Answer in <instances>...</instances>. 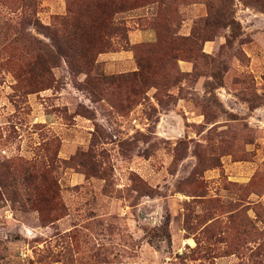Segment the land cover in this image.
Here are the masks:
<instances>
[{
    "label": "rangeland",
    "instance_id": "obj_1",
    "mask_svg": "<svg viewBox=\"0 0 264 264\" xmlns=\"http://www.w3.org/2000/svg\"><path fill=\"white\" fill-rule=\"evenodd\" d=\"M0 264H264V0H0Z\"/></svg>",
    "mask_w": 264,
    "mask_h": 264
}]
</instances>
